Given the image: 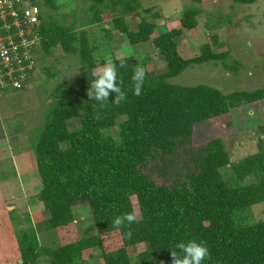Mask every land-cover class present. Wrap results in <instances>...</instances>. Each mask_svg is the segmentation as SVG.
Instances as JSON below:
<instances>
[{"label":"trees","instance_id":"trees-1","mask_svg":"<svg viewBox=\"0 0 264 264\" xmlns=\"http://www.w3.org/2000/svg\"><path fill=\"white\" fill-rule=\"evenodd\" d=\"M32 1L41 8L40 0ZM234 1L251 4L257 0ZM43 3L56 7V0ZM112 3L121 12L114 18L115 27L133 45L152 40L164 55L167 70L157 74L135 57L113 58L126 99L115 103L113 93L101 105L88 95L94 79L91 71L97 66L95 47L78 46L76 31L58 21L46 22L41 9L38 49L49 52L59 46L67 53L80 52L88 74L79 89L68 80L56 87L45 121L27 147L35 153L43 181L38 195L48 212L46 228L58 230L64 238L70 230L75 235L51 249L40 245L34 227L21 229L17 237L22 264H37L42 253L51 254L53 264H80L95 247L101 249L103 264H172L169 248L191 238L209 247L211 259L205 264H264V220L238 221V213L264 202V151L233 162L220 138L193 145L195 126L228 113L230 97L211 85L184 86L168 79L194 63L225 58L228 52L216 53L206 43L199 56L186 59L180 54L177 37L184 28L199 23L200 10L195 6L187 7L180 28L153 36L159 14L150 17L151 8L143 9L140 0H95L91 23L101 22ZM132 13L142 17L135 30L126 19ZM137 68L145 71L138 96L132 80ZM233 96L253 103L264 99V88L234 92ZM73 119L80 121L78 128H70ZM115 126L119 127L118 137L106 133ZM174 155L179 156L182 168L170 163ZM228 165L234 175L226 179L222 169ZM254 173L257 181L243 183ZM78 203L90 205L96 234L79 236L73 211ZM131 212L137 215V222L120 228L113 225L117 216ZM142 242L149 244V251L135 258L131 250Z\"/></svg>","mask_w":264,"mask_h":264},{"label":"rangeland","instance_id":"rangeland-1","mask_svg":"<svg viewBox=\"0 0 264 264\" xmlns=\"http://www.w3.org/2000/svg\"><path fill=\"white\" fill-rule=\"evenodd\" d=\"M142 8H151L148 15L155 16L158 27L153 36L180 28L181 18L187 7L199 8L198 25L184 28L177 37L180 54L194 58L202 54V46L212 45L216 53L228 52L219 60L194 63L178 76L169 77L174 83L184 86L207 84L223 91L230 97V111L195 126L193 145L207 141L223 140L233 162L246 156L264 151V99L249 103L245 97L236 98L234 92L252 91L264 88V0L242 4L234 0H140ZM41 3V4H40ZM46 22L58 21L74 29L79 37L78 46L89 44L95 47L97 66L91 72H99L107 59L135 57L149 71L165 73L167 61L152 40L131 44L128 36L114 25V18L121 15L119 5L112 3L111 11L103 15L99 23H91L95 0H56V7H49L40 0ZM131 29H138L141 15H126ZM86 37L82 38V34ZM37 67L25 89L8 90L0 98V264H22L23 258L17 233L26 227H34L42 247L55 248L61 242L70 240L74 230L61 237L58 230L45 226L48 212L39 198L43 181L36 169L35 153L27 148L37 128L46 118L52 105L56 87L63 81H70L79 89L87 70L83 68L82 56L67 53L57 46L47 52L38 49ZM78 119L69 121L71 129L80 126ZM114 137L119 127L106 130ZM174 168H182L179 156L170 159ZM16 172V175L13 174ZM226 179L232 178L231 165L222 169ZM4 176H8L7 178ZM254 173L243 182L257 181ZM236 184V183H234ZM134 208L140 216V206L132 196ZM79 236L82 238L97 233L93 213L88 203L73 207ZM30 220V221H29ZM264 220V202H260L238 213L240 224ZM117 237V236H116ZM63 240V241H62ZM149 251L147 242L139 243L131 255ZM51 254L42 253L37 264H53ZM80 264H103L99 247L85 253Z\"/></svg>","mask_w":264,"mask_h":264},{"label":"built area","instance_id":"built-area-1","mask_svg":"<svg viewBox=\"0 0 264 264\" xmlns=\"http://www.w3.org/2000/svg\"><path fill=\"white\" fill-rule=\"evenodd\" d=\"M41 8L32 0H0V98L25 89L37 67Z\"/></svg>","mask_w":264,"mask_h":264},{"label":"clouds","instance_id":"clouds-1","mask_svg":"<svg viewBox=\"0 0 264 264\" xmlns=\"http://www.w3.org/2000/svg\"><path fill=\"white\" fill-rule=\"evenodd\" d=\"M94 79L91 82L89 97L99 102L101 105L105 101H109L111 94H115V103H120L126 99V93L118 82L119 73L117 66L111 59H107L106 64L99 70L93 72ZM134 82L135 95H140L145 80V71L142 68H137L132 76ZM137 222L135 212L125 213L122 216H117L113 220V225L116 228L131 225ZM128 235H131L129 233ZM173 257L172 264H205L211 259V253L207 244L203 241H198L195 238L188 240H180L175 243L174 247L169 248ZM163 264V262H161Z\"/></svg>","mask_w":264,"mask_h":264}]
</instances>
